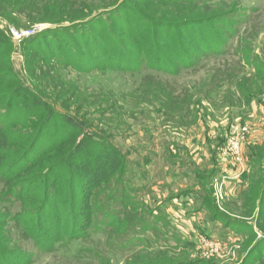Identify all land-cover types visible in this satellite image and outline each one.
Returning a JSON list of instances; mask_svg holds the SVG:
<instances>
[{
    "label": "rangeland",
    "instance_id": "obj_1",
    "mask_svg": "<svg viewBox=\"0 0 264 264\" xmlns=\"http://www.w3.org/2000/svg\"><path fill=\"white\" fill-rule=\"evenodd\" d=\"M110 1L114 5L103 6ZM121 1L0 0V50L8 48L0 60H5L11 77L16 79L1 86L0 93L5 88H18L29 101L25 87L34 92L40 87L45 93L64 98L63 104L56 105L65 117L57 120V127L64 134H68L69 127L78 129L73 145L83 146L85 154H90L84 156L88 157L86 160L81 158V163L88 165L96 156L89 151L92 145L88 136H82L84 129L89 133L102 132L114 149L102 152L96 164L100 162L99 171L110 167L106 171L110 174L123 167L119 189H124L126 200L122 202L128 199L136 205L132 215L129 204L126 206L125 213H131L124 221L129 223L134 216L147 221L141 232L142 242L132 241L125 254L117 253L110 244L107 249L105 236L102 240L78 239L56 251H44L37 247L33 234L3 214L15 212L18 203L0 201V248L5 253L20 255L22 264H96L68 262L71 261L68 257L83 247L99 251L103 258L101 264H261L264 255V200L259 202L264 185V0H206L198 4L200 8H195L199 12L196 15L189 13L192 5H187L188 9L167 8L152 1L154 6L148 10L153 14L157 10L160 14L164 12L172 18L168 21L197 19L192 16L205 18L201 36L207 38L212 32L206 39L211 41L206 45L216 42L219 47V42H226L221 56L202 55L198 66L191 70L180 68L175 75L157 73L151 68H144L140 73L91 67L78 70L44 57L40 60L43 64L40 70L41 65H35L38 55L24 50L26 45L40 44L37 42L43 36L55 45L54 37L47 38L46 34L54 28L60 29L59 25L69 24L72 20L68 18L60 20L66 16L83 13L86 16L82 20L92 17L94 32L98 33L96 29L104 24L99 22L101 19L111 21L105 17L109 8L115 7L118 16L125 11L119 8ZM221 15L227 20L214 26L209 24L210 18ZM121 19L119 25L125 23ZM188 27L184 24L157 31L153 38L158 44L154 61L165 60L166 64L174 65L177 59L173 52H182L178 48L181 42L187 47L196 46L197 41L187 34L194 30ZM28 30L34 34L17 38L18 32ZM68 32L64 34L66 38ZM146 38L149 41L148 33ZM70 46L72 49L63 51L73 52L74 43ZM64 57L77 58L75 53ZM140 63L146 66L144 59ZM18 106L15 104V109ZM22 121L15 124H24ZM27 125L18 127L24 132L29 129L30 124ZM57 156L52 154L47 158L51 162ZM65 168L56 182L64 179ZM37 199L38 195L31 197L33 201ZM114 203L115 209L121 206L118 201ZM69 225L64 221L61 229L67 232ZM123 225L111 235H120ZM134 230L137 228L131 233ZM189 242H193L192 248L187 247Z\"/></svg>",
    "mask_w": 264,
    "mask_h": 264
},
{
    "label": "trees",
    "instance_id": "obj_2",
    "mask_svg": "<svg viewBox=\"0 0 264 264\" xmlns=\"http://www.w3.org/2000/svg\"><path fill=\"white\" fill-rule=\"evenodd\" d=\"M134 1H138V4H134ZM152 1L154 0H122L119 8H123L125 11L118 16V10L115 7L109 8L106 16L102 15V17L110 18L111 21L107 22L101 19L99 22H104V24L96 29L98 33L94 32L95 21L92 17L88 20H82L86 16L83 13L78 16L63 17L60 20L68 18L72 21L66 25H59L60 29L54 28L50 34H46L47 38L49 36H51L50 38L54 37L55 45L50 44L51 42H48L43 36L37 42L40 44L26 45L24 50L35 52V56L38 55L35 65L37 63L39 66L41 65L40 70L43 68L40 60L43 61L42 57H44L57 60L59 63H63L62 65H72L78 70H86L91 67L93 69H113L130 73L138 71L140 73L144 71V68H151L157 73L164 72L166 75H175L180 68L186 70L195 68L200 64L198 63L199 57L202 55L203 57H217L223 54V48L226 46L225 41L219 42V47H217L216 42L206 45V43L209 44L208 41H211V39H206L212 35V32L208 33V37L204 35L207 38L201 36L205 18L200 20L202 16H192L197 19L189 20L187 18V20L178 22L168 21L172 18L164 12L160 14V10H157L153 14L148 10L149 6H154ZM155 1L159 3L160 7L167 8L188 9L187 5H192L189 13L196 15V12L197 14L199 12L195 8H200L198 4L206 0ZM114 3L110 1L103 6H112ZM176 3L182 5H176ZM122 17L125 19V23L119 25L118 21L121 23ZM156 17L165 19L155 20ZM114 18H117L116 22ZM226 20V16L221 15L215 19L210 18L209 24L213 23L214 26V23ZM95 24H98V21ZM184 24H188L190 26L188 28L194 30L191 33L187 32V34L194 37L197 41L196 46L187 47L186 43L181 42L178 48L182 52L176 53L175 50L173 52V57L177 59L174 65L166 64L165 60L154 61V53L157 51L155 46L158 45L153 42V38L157 36L156 32ZM55 29L59 31L55 33ZM66 30L69 31L67 38L64 35ZM147 33L149 34V41L146 38ZM124 36H128V39L125 40ZM71 43L75 45L74 51L64 52L63 50L72 49ZM7 49L6 47L3 51L0 50V56L7 52ZM61 51L64 52L63 55ZM73 53L76 54V60L80 59V62L71 57H67V59L64 57L66 54L72 56ZM192 53L193 55H191ZM141 59L145 60L146 66H142ZM29 60L31 61V59ZM81 64H84L85 67H82ZM11 75L12 72L5 65V60L1 59L0 87L5 83L15 82L16 79ZM14 90L5 88L4 92L0 93V201H13V204L17 202L18 206L15 212L8 211L3 214L33 234L32 237L37 247L44 251H56L58 248L78 239L93 241L94 238L98 237L102 240L104 236L106 238L104 246L108 249L107 245L110 244L111 248L119 254L127 253L130 250L128 244L132 241L141 244V232L147 225V221L140 217L137 219L135 216L130 218L129 223L124 221L126 215L136 210V205L128 199L125 203L122 202L126 200L123 193L124 189L122 187L119 189L122 184L123 174L121 171L123 167L120 166L115 174H110V172H106L110 167L99 171L101 169L99 167L100 162L96 164L99 159L98 156L102 152L109 153V149L113 148L112 144L110 142L108 144L105 137L101 135L102 132H96L91 126H87L94 131L89 133L84 129L85 133L82 136H88L92 145L89 151L96 156L90 160L91 166L84 161V163L79 162L81 158L90 154H85L83 146L73 145L78 129L74 126L69 127L68 134H64L61 128L58 129L57 127V120L65 117L58 112L56 105L59 102L63 104L64 98H60L59 94L45 93V90L40 87H37L36 92L25 87L26 96L29 99L26 101L18 88ZM15 104H20V106L15 109ZM19 119H21L20 121L23 120L22 123L24 124L20 125H23L24 128L30 124L29 129H24L22 132L18 127L20 125L15 124L20 122ZM69 120L72 122L71 119ZM72 137L73 139L70 140ZM52 154L58 156L50 162L47 156ZM84 158L86 160L88 157ZM64 168L67 170L64 179L56 182ZM35 195H38V199L36 201L31 200V197ZM263 200L264 185L259 199L260 204L263 203ZM115 201L121 203V206L116 209L114 207ZM128 204V210L131 212L125 213ZM64 221L70 223L67 232L61 229ZM123 223L125 226L123 225L124 228L122 226L121 234L117 237L112 236V231L115 228H120ZM134 228L137 230L131 233ZM44 231L52 232V234L46 235ZM192 243L189 242L187 247L192 248ZM258 252L260 253L261 249ZM0 254H3L0 257V264H22L24 262L22 257H19L20 255L15 252L5 253L0 248ZM68 258H71V261L68 262L103 263L102 254L92 247L79 248ZM262 260L261 264H264V255ZM192 264L200 263L194 262Z\"/></svg>",
    "mask_w": 264,
    "mask_h": 264
},
{
    "label": "built area",
    "instance_id": "obj_3",
    "mask_svg": "<svg viewBox=\"0 0 264 264\" xmlns=\"http://www.w3.org/2000/svg\"><path fill=\"white\" fill-rule=\"evenodd\" d=\"M34 34V31L33 30H28V31H23V32H18V37H22V36H29V35H32Z\"/></svg>",
    "mask_w": 264,
    "mask_h": 264
}]
</instances>
